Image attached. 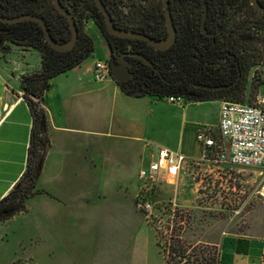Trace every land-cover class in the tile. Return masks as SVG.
<instances>
[{"label": "crops", "instance_id": "crops-1", "mask_svg": "<svg viewBox=\"0 0 264 264\" xmlns=\"http://www.w3.org/2000/svg\"><path fill=\"white\" fill-rule=\"evenodd\" d=\"M88 23L106 41L95 22ZM8 49L0 54V200L27 169L32 117L21 80L41 69L34 49ZM94 67L84 61L49 83L50 148L39 194L27 201L26 212L0 224V251H26L27 257L2 264H169L149 217L136 205L144 185L140 160L148 155L154 161L158 148L200 160L197 133L203 129L189 112L204 102H165L172 115L158 117L152 96L128 95L112 78L97 82ZM216 101L220 118L222 100ZM211 232L206 244L217 246L222 263L264 264L263 216L248 230L216 225Z\"/></svg>", "mask_w": 264, "mask_h": 264}, {"label": "flooded vegetation", "instance_id": "flooded-vegetation-1", "mask_svg": "<svg viewBox=\"0 0 264 264\" xmlns=\"http://www.w3.org/2000/svg\"><path fill=\"white\" fill-rule=\"evenodd\" d=\"M100 1L117 29L150 37L148 27L163 25L164 34L154 35L155 40L169 38L165 7L170 11L176 39L167 50L157 51L146 42L110 35L96 0L70 3L72 11H79L73 15L76 23L89 7L102 15L106 35L112 37L110 41L104 36L110 51V69L111 64H126L130 78L123 87L132 93L147 95L167 87H183L219 94L251 91L264 85V75L259 71L264 67V32L256 28L257 24H264V13L257 11L250 0H167V5L165 0ZM258 2L264 7V0ZM88 22L83 20L85 27ZM177 54L181 79L174 83L164 78V72L175 69L170 60Z\"/></svg>", "mask_w": 264, "mask_h": 264}, {"label": "rangeland", "instance_id": "rangeland-1", "mask_svg": "<svg viewBox=\"0 0 264 264\" xmlns=\"http://www.w3.org/2000/svg\"><path fill=\"white\" fill-rule=\"evenodd\" d=\"M94 29L90 23L85 27L95 46L86 65L104 63L110 56L106 41ZM33 52L39 54L36 50ZM259 71L264 75V67H260ZM253 74L252 70L250 78ZM241 95L244 99L240 97L243 102L239 103L253 105L258 98H264V85L255 90L242 91ZM152 99L156 103V116L172 115L163 99ZM187 103L184 100L175 105ZM200 105L189 112V120L198 121L203 130L214 131L216 141L224 145L218 134L220 102L207 101ZM154 133L157 137L161 132L156 130ZM149 161L148 155L142 156L139 171L146 169ZM152 196L155 209L147 220L155 229L158 244L169 264H214L219 250L215 245L206 244L205 240L216 225H221L224 230L240 232L245 228L248 230L252 222L264 217V175L256 170L217 163L212 155L204 159L203 154L200 160L188 161L182 177L172 185H157ZM15 256L25 259L27 253L20 251L17 255L0 251V264L10 262Z\"/></svg>", "mask_w": 264, "mask_h": 264}, {"label": "trees", "instance_id": "trees-1", "mask_svg": "<svg viewBox=\"0 0 264 264\" xmlns=\"http://www.w3.org/2000/svg\"><path fill=\"white\" fill-rule=\"evenodd\" d=\"M63 7L68 9L72 15H77L78 10L72 11L70 3H82V0H60ZM86 9L77 17L79 38L75 47L67 52H58L53 49L45 40L42 27L32 21H24L16 24H8L0 21V54H6L8 45L30 47L39 52L41 56V69L38 72L28 74L21 80L23 99L26 102L32 117L31 142L28 149L27 169L15 187L7 196L0 200V224L6 223L18 214L27 211V201L39 194L37 180L42 171V165L50 148L49 123L47 112L44 108V95L49 89L52 79L66 74L80 66L95 51L93 39L85 32L83 20H93L96 26L111 41V36L106 35L102 22V15L92 7ZM86 12V13H85ZM23 15H35L44 19L52 38L57 43H66L71 37L70 24L67 17L60 14L53 3V0H0V16L16 18ZM257 30L264 32V24H257ZM193 27V31H194ZM150 37L163 35L165 28L160 23L156 27H148ZM149 35V34H148ZM180 62L179 55L170 60L175 66L172 71L167 69L164 78L174 83L180 82L181 73L178 70ZM119 85V84H118ZM128 95H135L119 85ZM241 92V93H240ZM242 91L233 90L219 94H208L192 91L183 87H167L160 92L150 95L163 99L169 95H180L189 101L207 102L214 100L243 102ZM174 252V251H173ZM172 256L174 253H171ZM169 262V261H168Z\"/></svg>", "mask_w": 264, "mask_h": 264}, {"label": "built area", "instance_id": "built-area-1", "mask_svg": "<svg viewBox=\"0 0 264 264\" xmlns=\"http://www.w3.org/2000/svg\"><path fill=\"white\" fill-rule=\"evenodd\" d=\"M109 78L111 73L108 61L96 63L94 79L103 82ZM163 100L168 104H180L185 98L169 95ZM218 134L224 145L216 141L211 130H201L197 133V141L203 148L204 159L212 155L217 163L256 170L264 175V98H258L253 105L222 101ZM187 164L188 160L180 153L158 148L156 159L140 173L144 185L136 200L139 211L150 217L155 209L151 196L156 186L162 183L174 184V178ZM214 264L224 263L218 256Z\"/></svg>", "mask_w": 264, "mask_h": 264}, {"label": "water", "instance_id": "water-1", "mask_svg": "<svg viewBox=\"0 0 264 264\" xmlns=\"http://www.w3.org/2000/svg\"><path fill=\"white\" fill-rule=\"evenodd\" d=\"M98 7L100 11L103 13L105 17V23L107 27V31L110 35H113L118 38H123V39H131V40H138V41H143L146 42L148 45H150L154 50L157 51H165L167 50L175 41L176 39V30L173 25V21L171 18L170 11L168 10L167 6L166 11H165V17L167 19L168 23V31H169V38L167 40H155L147 35L134 32V31H129V30H122V29H117L115 27L114 21L111 18V15L109 12L106 10V8L103 6L102 2L100 0H96ZM255 9L259 12L264 13V7H262L258 0H250ZM53 3L55 5L56 10L64 15L65 17L68 18L69 24H70V30H71V37L68 42L66 43H57L51 36L49 29L44 21V19L35 16V15H23L20 17L16 18H6L0 16V21L8 24H16L19 22H24V21H32L38 23L44 32V37L45 40L49 43V45L55 49L58 52H67L72 50L75 45L78 42L79 38V30L78 26L76 23V17H74L63 5L61 4L60 0H53ZM165 4L167 5V0H165ZM125 56H130L126 54ZM111 78L118 83L119 85H123L125 82H127L130 78L129 75V69L126 66V64H123L121 66L115 67L114 64H111ZM135 95H146L145 93H135Z\"/></svg>", "mask_w": 264, "mask_h": 264}]
</instances>
